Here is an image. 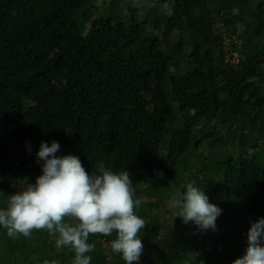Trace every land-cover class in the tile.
I'll use <instances>...</instances> for the list:
<instances>
[{
  "label": "trees",
  "instance_id": "1",
  "mask_svg": "<svg viewBox=\"0 0 264 264\" xmlns=\"http://www.w3.org/2000/svg\"><path fill=\"white\" fill-rule=\"evenodd\" d=\"M161 2L175 12L154 18L124 2L114 6L115 22L77 17L88 0H0V171L40 174L41 141L50 145L70 128L86 171L97 161L126 168L136 190L182 160L187 171L185 155L207 138L214 158L192 168L187 183L218 198L217 231L184 224L169 208L146 212L153 255L143 250L139 264H232L251 223L264 218V121L253 130L264 114V0L247 19L229 0L226 10L212 0ZM239 23L248 27L243 42L224 27ZM170 62L179 69L170 71ZM178 115L183 125L168 133ZM136 212L143 218L142 203ZM111 237L96 235L103 245L87 254L91 264H125L118 253L106 256ZM59 255L73 264L71 249Z\"/></svg>",
  "mask_w": 264,
  "mask_h": 264
},
{
  "label": "clouds",
  "instance_id": "2",
  "mask_svg": "<svg viewBox=\"0 0 264 264\" xmlns=\"http://www.w3.org/2000/svg\"><path fill=\"white\" fill-rule=\"evenodd\" d=\"M59 148L56 141L50 145L41 141L36 158L37 163L43 161L42 174L34 183L25 180L12 195L0 193L6 198V206L0 208V227L9 237H30L34 230H46L57 237V249H71L73 264H91L87 254L95 244L88 243L90 235H114L109 242L112 252L120 254L125 264H139L144 247L140 233L146 222L136 212L141 201L134 198L131 173L126 168L113 171L103 161L86 171L78 157L57 156ZM167 206L182 223L217 231L222 209L209 202L194 180L172 192ZM232 264H264V218L251 223L244 254Z\"/></svg>",
  "mask_w": 264,
  "mask_h": 264
},
{
  "label": "rangeland",
  "instance_id": "3",
  "mask_svg": "<svg viewBox=\"0 0 264 264\" xmlns=\"http://www.w3.org/2000/svg\"><path fill=\"white\" fill-rule=\"evenodd\" d=\"M217 7L225 6L227 0H212ZM231 6L234 7V13H243L245 15V19L249 18L247 15L249 12L253 15V17H258L259 14L255 11V7L260 0H229ZM107 2H110L111 5H108ZM124 2L129 4H135L138 9L148 10L149 16L154 18H165L169 16L172 12H175V8L170 3L161 2V0H88V4L86 5L85 9L82 13L77 16L80 17L81 15H89L92 19H98L100 17L111 18L113 21L118 22L119 17L117 12L114 10V6L122 8ZM113 5V6H112ZM211 6V4H208ZM227 8L225 7L224 10ZM238 9V10H237ZM90 13V14H89ZM45 16V15H44ZM125 15L123 16V18ZM39 18V16H36ZM82 26V24H81ZM224 27L231 29L232 33H240L241 36L238 37L240 42H243L246 39V33L242 31H246L248 27L244 23H239L234 26L229 24H224ZM175 38H171V42H174ZM241 53L237 57H241L242 53L244 52L243 49H240ZM179 69V66L176 64H169V70L174 71ZM168 93L173 102V107L176 108L177 101L175 95L172 93L171 87L167 86ZM264 92L263 88H260V93ZM240 111V110H239ZM237 111V113L239 112ZM245 114L247 112L245 111ZM260 121H264V114L261 113L256 120L255 130ZM183 125L181 116L178 115L174 122L170 123L166 130L168 133L172 132L175 129L180 128ZM240 122L237 123V126L233 132L234 135L238 133V126ZM209 128H213V126H209ZM204 132L195 136V138H199L203 136ZM60 145L59 151L56 153L57 156H64V155H74L78 157L80 152V146L75 141V134L72 129L67 128L61 135L59 140H56ZM210 140L205 138L203 139V144L197 149H191L185 155L187 160L188 170L184 171L185 164L183 160L178 163L175 168V171L172 174L164 175L160 179H151L148 180V185L143 186L141 189L134 190V198L139 199L142 203L143 210L145 211V215L142 219L146 221V212L155 213L156 211H163L164 209L168 208L167 201L162 200L159 196L158 198L152 197L154 193L157 195H164L163 198H167L172 192H175L177 189L182 190L187 184V179L189 174L192 173V168L197 165H202L203 163H207L212 161L214 158V154L209 148ZM42 173L38 174L34 172L33 167L29 168H17L13 169L9 174H3L0 171V193H3L5 197L12 195L13 193L20 190V185H23L25 180L29 183H34L36 177L41 175ZM204 182V180H203ZM0 196V208L6 206V198ZM209 202L215 205L217 197H212L207 195ZM157 206L156 209L154 206ZM139 208V207H138ZM138 209H136L137 211ZM149 225L146 224L145 228L141 230L140 239L143 243L144 247L143 250H146L149 256L153 255V249L150 250L147 246L146 241L149 239ZM187 233H191V229H187ZM95 238V245L97 244L98 247L101 248L103 245V240H97L96 235ZM89 237L90 242H92L91 238ZM57 237L49 235L46 230H34L30 237H24L22 235H18L17 237H9L7 235V230L3 227H0V264H45L47 261L48 264H60L62 260V256L59 253H67L70 251V248L63 247L60 249L51 250L52 245L55 246V240ZM115 236L111 237L110 241L114 239ZM106 248V256L109 257L112 250L111 248L107 247L109 245L107 241L104 244ZM53 256V257H51Z\"/></svg>",
  "mask_w": 264,
  "mask_h": 264
},
{
  "label": "built area",
  "instance_id": "4",
  "mask_svg": "<svg viewBox=\"0 0 264 264\" xmlns=\"http://www.w3.org/2000/svg\"><path fill=\"white\" fill-rule=\"evenodd\" d=\"M232 56H233V58H236L238 56V53L235 52V53L232 54Z\"/></svg>",
  "mask_w": 264,
  "mask_h": 264
}]
</instances>
